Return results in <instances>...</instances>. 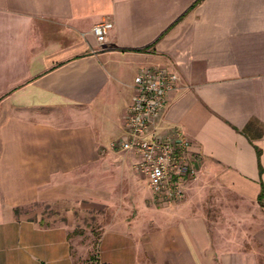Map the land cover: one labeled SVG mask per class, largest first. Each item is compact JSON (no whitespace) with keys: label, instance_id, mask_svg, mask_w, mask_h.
I'll use <instances>...</instances> for the list:
<instances>
[{"label":"crops","instance_id":"0c3cea01","mask_svg":"<svg viewBox=\"0 0 264 264\" xmlns=\"http://www.w3.org/2000/svg\"><path fill=\"white\" fill-rule=\"evenodd\" d=\"M148 66L178 74L183 198L111 146ZM0 264H264V0H0Z\"/></svg>","mask_w":264,"mask_h":264},{"label":"built area","instance_id":"2783aa9c","mask_svg":"<svg viewBox=\"0 0 264 264\" xmlns=\"http://www.w3.org/2000/svg\"><path fill=\"white\" fill-rule=\"evenodd\" d=\"M113 26L106 18L92 26L97 40L103 43ZM178 74L165 66H148L134 78V95L125 116L124 137L111 141V146L132 151L138 158L134 164L146 175L153 193H165L168 198H183L180 183L197 174L190 156L192 142L179 127L159 131L156 120L176 87Z\"/></svg>","mask_w":264,"mask_h":264},{"label":"rangeland","instance_id":"374dc122","mask_svg":"<svg viewBox=\"0 0 264 264\" xmlns=\"http://www.w3.org/2000/svg\"><path fill=\"white\" fill-rule=\"evenodd\" d=\"M41 208H43V213H44V219L45 221H51L53 219H60L62 216L60 213L62 212L61 207H51L50 205H41ZM97 218L91 217V216H86L80 220V223L83 222H91L92 224H97Z\"/></svg>","mask_w":264,"mask_h":264}]
</instances>
